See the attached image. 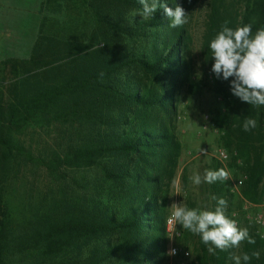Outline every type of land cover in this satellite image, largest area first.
<instances>
[{"label": "trees", "instance_id": "obj_1", "mask_svg": "<svg viewBox=\"0 0 264 264\" xmlns=\"http://www.w3.org/2000/svg\"><path fill=\"white\" fill-rule=\"evenodd\" d=\"M79 1L93 25L83 41L37 37L26 58L0 60V264H156L164 252L165 196L180 153L172 124L176 100L166 80L184 77L190 57L185 24L169 27L159 4L185 9L189 0H158L151 20L128 19V11L141 12L139 0ZM205 9L200 66L208 89L222 100L210 121L229 166L243 177L240 198L254 203L264 189V106L241 102L231 94V78H216L209 43L225 21L233 29H264V0H206ZM140 38L151 41L150 48L125 41ZM249 118L257 124L246 132ZM65 125L83 129V138L56 144L50 157L16 140L28 130ZM23 163L51 176L95 167L107 186L84 201L62 195L15 217L7 198ZM228 191L225 182L209 186L211 199H225ZM215 207L212 199L210 210ZM244 224L255 244L213 255L198 237L195 264H233L230 257L243 254L252 257L249 264H264V237Z\"/></svg>", "mask_w": 264, "mask_h": 264}, {"label": "rangeland", "instance_id": "obj_2", "mask_svg": "<svg viewBox=\"0 0 264 264\" xmlns=\"http://www.w3.org/2000/svg\"><path fill=\"white\" fill-rule=\"evenodd\" d=\"M206 0H189L185 7L187 23L186 31L189 35V68L184 77L173 82L175 97V112L172 116L175 135L180 144L175 177L165 196V219L171 213L172 203H182L188 208L210 210L212 199L209 194L210 184L202 183L196 186L191 177L195 173L204 175L206 170H214L218 165L229 172V180L225 183L230 190V179L242 177L235 167H230L229 155L225 161H219L215 151L221 148L218 144V131L212 125L210 117L222 108L221 98L212 93L200 66L199 43L204 21ZM134 11H128V19L141 20L139 14L132 17ZM93 28L92 19L86 7L79 0H0V33H3V45L9 50L7 53L0 44V60L7 56L26 58L35 38L47 37L58 41H83V36ZM159 40H162L160 31ZM133 46L150 48L149 40H126ZM7 54V56H6ZM83 138V129L77 126H60L50 129L28 130L16 137L18 143L34 154L50 157L56 144L66 146L79 142ZM59 139V140H58ZM227 153V152H226ZM47 155V156H44ZM13 172V171H12ZM15 173H11V176ZM180 185L177 192L174 185ZM10 192L7 200L11 205L15 217L26 215L43 203L52 199H59L62 195L75 200L83 197L89 199L95 190L107 186L99 170L95 167L79 169H62L53 176L48 175L41 167L23 163L19 172L10 180ZM264 187V185H263ZM264 192V189L262 193ZM225 197L227 209H236L240 203L239 190ZM84 203V202H83ZM85 204V203H84ZM239 227L245 226L239 222ZM189 231L176 225L175 233L167 234L165 229V247L162 254L157 255L156 264H195L196 239ZM168 244L175 245L180 254L176 258L167 255ZM187 251L188 256L181 253ZM112 264H120L114 261Z\"/></svg>", "mask_w": 264, "mask_h": 264}, {"label": "clouds", "instance_id": "obj_3", "mask_svg": "<svg viewBox=\"0 0 264 264\" xmlns=\"http://www.w3.org/2000/svg\"><path fill=\"white\" fill-rule=\"evenodd\" d=\"M142 10L139 13L143 20H151L158 8V0H139ZM166 17L169 18L171 28H178L187 23L185 10L177 5L174 9L161 3ZM137 14L132 13V17ZM228 21L222 25L221 31L210 41L209 48L212 52L211 72L218 79L230 80L231 94L241 102L252 106H264V29H257L253 33L252 25L238 26L235 29L228 27ZM104 73H100L103 77ZM254 119H246L243 130L250 131L256 127ZM229 172L224 168L206 170L201 176L198 172L192 177L196 186L202 183L213 184L217 181L226 182ZM177 192L181 191L180 185H174ZM216 201L214 210H201L188 208L182 203L170 205L171 215L167 223L172 226L173 233L176 225L182 226L201 238L210 254L217 250L223 252L232 248H239L243 242L255 244L247 228H241L236 221L226 215L227 201L224 198L212 197ZM169 255L174 254L171 250ZM260 253L254 252L253 257L259 258ZM233 264H249L252 259L248 254L232 255Z\"/></svg>", "mask_w": 264, "mask_h": 264}, {"label": "built area", "instance_id": "obj_4", "mask_svg": "<svg viewBox=\"0 0 264 264\" xmlns=\"http://www.w3.org/2000/svg\"><path fill=\"white\" fill-rule=\"evenodd\" d=\"M215 155L219 161H225L227 159V153L222 148H218L215 151ZM229 180V179H228ZM243 181V177L236 178L234 180L230 179V192L233 193L237 191L238 187L241 185ZM171 213L165 219V229L170 237L173 234L172 226L167 223V220ZM229 216L231 219L235 220L237 225L239 226V222L242 221L248 225L252 226L253 233L259 238L264 237V192L259 197L258 201L251 203L243 198H240L239 206L236 209L229 210ZM174 250L173 255H169L168 253ZM167 255L170 258H176L179 256L180 252L175 245L168 244ZM184 257L188 256L187 251H182L181 253Z\"/></svg>", "mask_w": 264, "mask_h": 264}, {"label": "crops", "instance_id": "obj_5", "mask_svg": "<svg viewBox=\"0 0 264 264\" xmlns=\"http://www.w3.org/2000/svg\"><path fill=\"white\" fill-rule=\"evenodd\" d=\"M3 37V33H0V44H1V46H2V48H3V50H5L7 53L9 52V50L3 45V43H1L2 42V38ZM36 39V38H35ZM35 41V40H34ZM34 41H33V43H34ZM33 43H32V45H33ZM32 47V46H31ZM6 56H7V54H6ZM5 58H17V57H9V56H7V57H5ZM2 59H4V58H2ZM1 59V60H2Z\"/></svg>", "mask_w": 264, "mask_h": 264}]
</instances>
